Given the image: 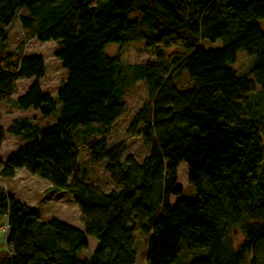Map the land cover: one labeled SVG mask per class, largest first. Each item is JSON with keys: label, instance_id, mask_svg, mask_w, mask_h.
Here are the masks:
<instances>
[{"label": "trees", "instance_id": "16d2710c", "mask_svg": "<svg viewBox=\"0 0 264 264\" xmlns=\"http://www.w3.org/2000/svg\"><path fill=\"white\" fill-rule=\"evenodd\" d=\"M16 16L25 40L12 52L3 27ZM262 18L264 0H0V102L11 98L18 79L35 77L14 106L43 117L55 110L56 100L40 88L43 58L24 56L28 39L56 40L54 54L68 73L52 125L12 121L6 132L25 142L0 158V174L11 178L25 169L46 179L51 190L73 196L83 220V229L57 218L44 221L36 208L0 189V220L9 227L0 264H135L136 230L147 236L146 264L175 263L183 237L193 248H208L190 264H244L264 242ZM136 40L153 48L154 62L124 63L105 52L110 44ZM169 48L179 52L166 53ZM238 49L254 56L244 75L229 65ZM185 73L193 84L179 90L175 81ZM138 79L147 85L148 101L133 115L128 134L150 148L141 162L122 159L125 146H108L107 139L124 113L126 89ZM255 85L259 98L251 95ZM76 130L90 161L106 162L110 190L78 178ZM5 134L0 124V149ZM180 163L194 199L182 198L176 186ZM236 227L245 236L237 250ZM87 237L96 245L88 260L79 259Z\"/></svg>", "mask_w": 264, "mask_h": 264}, {"label": "rangeland", "instance_id": "374dc122", "mask_svg": "<svg viewBox=\"0 0 264 264\" xmlns=\"http://www.w3.org/2000/svg\"><path fill=\"white\" fill-rule=\"evenodd\" d=\"M26 13L25 9L20 10V14L25 15ZM257 23L259 24V27L264 30V18L259 19ZM4 28L8 35L9 50L16 52L17 44L20 41L25 40V35L22 32L18 16L15 17L10 25L4 26L3 29ZM59 47L60 45L56 40L50 39L48 41H40L39 39L32 38L26 41L24 49V56L40 55L43 58L45 73L39 79V83L42 91L48 93L57 102L52 115L49 117H43L39 111L34 110L32 107H30L29 110H21L14 106V101H16L18 96L24 94L29 89V86L36 80L35 77L20 78L14 86V92L11 98L7 101L3 100L0 102V111L3 115L2 118H0V124L2 126L11 123L12 120L18 119L22 114H24L29 120L36 122L40 128L52 125V123H54L59 117L61 104L58 101L57 93L61 88V84L68 78L67 70L61 64V61L56 54H54ZM175 51L179 52V49L169 48V50H166V53H173ZM105 52L112 57L119 55L122 62L130 64L148 63L154 62L155 60L153 48L146 47L144 41H129L124 45H118L115 43L110 44L105 48ZM235 57V62L229 63V65L235 69L237 74H247L251 69L254 56L248 54L244 49H238L235 53ZM249 77L251 78V76ZM175 82L179 90L189 88L193 84V81H190L187 73ZM254 89L255 90L251 95L255 98H259L261 91L258 85H255ZM261 94L262 99H264V92ZM147 101V85L143 79H138L135 84L129 86L121 99L122 106H124V113L121 114L109 127L110 129L107 134V139L108 146H117L119 144L125 146L126 151L124 152L122 159L132 156L141 162V159L149 153L150 148L145 145L141 137L128 134V126L133 115L139 110L142 104ZM259 102L260 105H264L261 100ZM8 108H12V116H7L9 112L7 111ZM262 132V143L264 146V128ZM72 136L73 143L79 145V154L77 157V163L79 165V171L77 173L78 178L85 183L89 182L98 186L103 191H108L113 188V183L110 181L109 174L105 172L104 169L106 162L103 161L102 163H98V165H94L90 161V151L87 146L83 144L80 130H76ZM92 138L93 136L87 138V140H91ZM24 142V140L16 138L13 133H7L4 142L5 145L0 150V157L2 159L7 158L10 151L17 150ZM177 169L178 176L176 186L181 188L182 192L180 196L185 199L196 198L197 192L194 186L189 180H187V166L184 163H180ZM7 181L8 182L6 183L9 184L8 188H12V190L14 189L16 191V197L21 202H25L32 208H36L42 220L46 221L52 218H57L75 228L83 229V220L79 207L74 203L73 196L70 193L51 190L49 182L46 179H41L34 175L32 176L25 169L18 170L16 179L13 180L9 178ZM176 198L173 197L172 201H175ZM1 221L0 243L4 245L7 233L2 231V226L7 225V221L6 218H2ZM134 237V248L136 249L135 264H146L145 252L147 248V236L139 230H136L134 232ZM244 238V233L239 227L233 229L231 239L236 250L240 247ZM95 245L96 239L87 237V246L80 250L77 255L78 258L88 260ZM179 246V258L172 264H190L193 259H200L201 257H206L208 254L207 247L193 248L184 237L180 240ZM4 249L5 247H3L1 251ZM253 258L254 263H252ZM244 264H264V242L258 241L254 251L246 256Z\"/></svg>", "mask_w": 264, "mask_h": 264}, {"label": "crops", "instance_id": "0c3cea01", "mask_svg": "<svg viewBox=\"0 0 264 264\" xmlns=\"http://www.w3.org/2000/svg\"><path fill=\"white\" fill-rule=\"evenodd\" d=\"M1 107V106H0ZM7 111H9L8 112V115L7 116H12V114H13V111H12V108H8L7 109ZM2 114H1V118H2ZM19 118H26L27 120H29L24 114H22L21 116H19ZM19 118L18 119H16V120H19ZM13 121V120H12ZM12 121H11V123H8V124H5L4 126H3V128H4V130H5V133L7 134V132H6V130L9 128V126L12 124ZM30 121V120H29ZM6 134H5V139H6ZM17 138V137H16ZM5 139H4V141H3V145H2V147H1V149L3 148V146L5 145L4 144V142H5ZM22 145V144H21ZM0 149V150H1ZM11 152V151H10ZM10 154V153H9ZM1 158V157H0ZM1 160H6V158L4 159H2L1 158ZM0 170H1V166H0ZM17 173H18V170L15 172V175L14 176H12L10 179H16L17 178ZM9 178H7V177H4V176H2L1 174H0V189H2V190H4L5 191V193L7 194V195H10V196H14L15 198H17L16 196V191L13 189L12 190V188L10 189V188H8L9 187V184L8 183H6V182H8L7 180H8ZM2 221L0 220V223H1ZM5 241H6V238H5V240H4V243H5ZM3 247H5L6 248V243L3 245L2 243H0V252H1V249L3 248Z\"/></svg>", "mask_w": 264, "mask_h": 264}, {"label": "built area", "instance_id": "2783aa9c", "mask_svg": "<svg viewBox=\"0 0 264 264\" xmlns=\"http://www.w3.org/2000/svg\"><path fill=\"white\" fill-rule=\"evenodd\" d=\"M8 229H9L8 225H3L2 226V231L7 233Z\"/></svg>", "mask_w": 264, "mask_h": 264}]
</instances>
